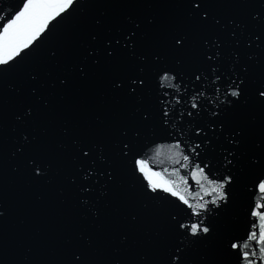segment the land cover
Returning <instances> with one entry per match:
<instances>
[{"label":"snow or ice","instance_id":"1","mask_svg":"<svg viewBox=\"0 0 264 264\" xmlns=\"http://www.w3.org/2000/svg\"><path fill=\"white\" fill-rule=\"evenodd\" d=\"M0 264H264V0L0 15Z\"/></svg>","mask_w":264,"mask_h":264}]
</instances>
